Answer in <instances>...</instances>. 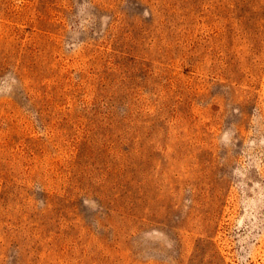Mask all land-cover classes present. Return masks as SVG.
<instances>
[{
  "label": "rangeland",
  "instance_id": "rangeland-1",
  "mask_svg": "<svg viewBox=\"0 0 264 264\" xmlns=\"http://www.w3.org/2000/svg\"><path fill=\"white\" fill-rule=\"evenodd\" d=\"M0 264H264V0H0Z\"/></svg>",
  "mask_w": 264,
  "mask_h": 264
}]
</instances>
